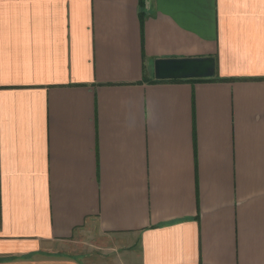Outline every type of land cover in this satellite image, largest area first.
<instances>
[{"label": "crops", "instance_id": "1", "mask_svg": "<svg viewBox=\"0 0 264 264\" xmlns=\"http://www.w3.org/2000/svg\"><path fill=\"white\" fill-rule=\"evenodd\" d=\"M88 236L264 264V0H0V264H94Z\"/></svg>", "mask_w": 264, "mask_h": 264}, {"label": "water", "instance_id": "2", "mask_svg": "<svg viewBox=\"0 0 264 264\" xmlns=\"http://www.w3.org/2000/svg\"><path fill=\"white\" fill-rule=\"evenodd\" d=\"M156 79L207 78L214 74L213 57H163L154 60Z\"/></svg>", "mask_w": 264, "mask_h": 264}, {"label": "rangeland", "instance_id": "3", "mask_svg": "<svg viewBox=\"0 0 264 264\" xmlns=\"http://www.w3.org/2000/svg\"><path fill=\"white\" fill-rule=\"evenodd\" d=\"M101 238L102 237L92 238L88 236L87 238L83 239L82 242H79V249L77 251L89 252L91 254L90 257H92L94 261V264H118V252H113L111 249L106 248L104 245H101V241H103ZM101 255H104V260L102 259Z\"/></svg>", "mask_w": 264, "mask_h": 264}, {"label": "trees", "instance_id": "4", "mask_svg": "<svg viewBox=\"0 0 264 264\" xmlns=\"http://www.w3.org/2000/svg\"><path fill=\"white\" fill-rule=\"evenodd\" d=\"M203 79H207V80H213L214 78L213 77H207V78H203ZM173 80H176V79H168V80H160V79H154L155 82H160V81H173Z\"/></svg>", "mask_w": 264, "mask_h": 264}]
</instances>
